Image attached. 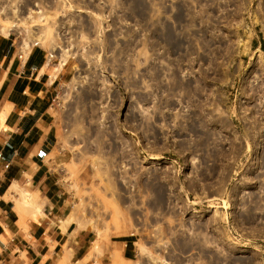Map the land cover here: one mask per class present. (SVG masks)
Instances as JSON below:
<instances>
[{"label": "rangeland", "instance_id": "obj_1", "mask_svg": "<svg viewBox=\"0 0 264 264\" xmlns=\"http://www.w3.org/2000/svg\"><path fill=\"white\" fill-rule=\"evenodd\" d=\"M0 33L61 67L78 264H264V0H0Z\"/></svg>", "mask_w": 264, "mask_h": 264}, {"label": "crops", "instance_id": "obj_2", "mask_svg": "<svg viewBox=\"0 0 264 264\" xmlns=\"http://www.w3.org/2000/svg\"><path fill=\"white\" fill-rule=\"evenodd\" d=\"M253 44L262 48L259 37ZM21 52L10 34L0 33V264H78L92 236L66 221L67 199L53 171L58 131L52 106L61 67L53 68L37 44L19 58ZM133 243L109 240L101 255L117 250L118 260L132 261Z\"/></svg>", "mask_w": 264, "mask_h": 264}, {"label": "bare ground", "instance_id": "obj_3", "mask_svg": "<svg viewBox=\"0 0 264 264\" xmlns=\"http://www.w3.org/2000/svg\"><path fill=\"white\" fill-rule=\"evenodd\" d=\"M28 197H29V196L22 194V197H21L22 199H21V200H22L23 202H27V201H28ZM19 198H20V197H19ZM21 200H19L20 202H19L18 200L16 201V203H17V205H18V209H17V211H18V213H19L20 215L22 214V213H21V211H22V209H21V208H22V207H21L22 204H21V203H23V202H21ZM29 202H31L30 199H29ZM15 205H16V204H15ZM16 208H17V207H16ZM23 214H24V213H23ZM21 216H22V215H21ZM21 216H20V217H21ZM66 221L69 222V221H71V219L67 218ZM117 253H118V252H117ZM117 253H113V254H112L114 258H116V256H118ZM64 259H65V258H64ZM63 261H64V260H63Z\"/></svg>", "mask_w": 264, "mask_h": 264}, {"label": "built area", "instance_id": "obj_4", "mask_svg": "<svg viewBox=\"0 0 264 264\" xmlns=\"http://www.w3.org/2000/svg\"><path fill=\"white\" fill-rule=\"evenodd\" d=\"M21 45H22V52L18 55L19 58H22L24 51H26L27 48H29L28 46H25L24 44H21Z\"/></svg>", "mask_w": 264, "mask_h": 264}]
</instances>
